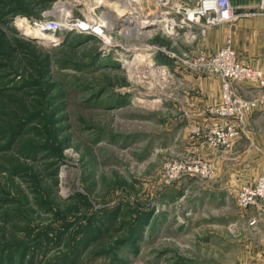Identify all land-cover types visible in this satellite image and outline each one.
I'll return each mask as SVG.
<instances>
[{
    "label": "rangeland",
    "instance_id": "rangeland-1",
    "mask_svg": "<svg viewBox=\"0 0 264 264\" xmlns=\"http://www.w3.org/2000/svg\"><path fill=\"white\" fill-rule=\"evenodd\" d=\"M86 2L0 0V264H264V209L236 201L264 173V141L247 124L231 147L213 146V126L231 121L217 112L221 79L149 49L210 56L197 48L208 30L185 43L118 26L108 45L72 27L44 41L25 31L103 12ZM227 37L233 47L228 31L214 53ZM135 52L164 69L124 66ZM185 95L203 107L188 112ZM253 112L263 118L264 101Z\"/></svg>",
    "mask_w": 264,
    "mask_h": 264
},
{
    "label": "built area",
    "instance_id": "built-area-1",
    "mask_svg": "<svg viewBox=\"0 0 264 264\" xmlns=\"http://www.w3.org/2000/svg\"><path fill=\"white\" fill-rule=\"evenodd\" d=\"M122 1V3L120 2ZM145 0H117L114 13L108 12L102 4L96 3L94 7H102L99 15L95 16L93 11H88L86 18L74 19L66 23L69 26L62 28L61 22H51L49 25H36L46 32L55 33L59 30L73 29L79 33H87L100 38L108 45L110 36L106 35L109 30L119 28V34H138L139 29L143 32H152L160 29L170 34L173 39H180L185 43H191L211 27L223 23H232L239 16L255 15L264 10V0H261L254 10L237 11L230 0H154V7L150 4L144 5ZM153 1V0H151ZM121 3V4H120ZM98 5V6H97ZM93 7V8H94ZM112 8V7H111ZM109 14L116 17L115 25H109ZM35 24H37L35 22ZM85 24L84 26H82ZM119 26V27H118ZM56 28L52 30L51 28ZM125 29V30H124ZM145 29V30H144ZM108 38H107V37ZM150 51L164 52L170 57L176 58L181 63L194 68H206L210 74H215L222 82V103L217 108L220 114L230 115L229 123H217L213 126L207 140L221 147H231L236 137L245 133L247 122L245 115L254 107L264 101V75L258 68L242 62L231 45V37H227L226 44L216 53L205 56L198 55L194 60L183 52L177 56L166 46L150 45ZM243 82H250L258 89V94L252 98L243 97L237 91V86ZM188 170H192L188 167ZM205 177L213 176V169L210 164L199 162L194 168ZM237 204L246 208L249 206H261L264 209V173L254 182L242 185L237 190ZM259 206V207H260Z\"/></svg>",
    "mask_w": 264,
    "mask_h": 264
},
{
    "label": "crops",
    "instance_id": "crops-1",
    "mask_svg": "<svg viewBox=\"0 0 264 264\" xmlns=\"http://www.w3.org/2000/svg\"><path fill=\"white\" fill-rule=\"evenodd\" d=\"M230 1L232 5L236 7L237 11H242L244 7L253 6L259 3L260 0ZM211 29L212 30L208 29L206 37L203 38L202 42L198 43L197 48H199L203 53L205 52L206 54H213L218 49V47L223 44L226 32L230 31L232 34L233 47L237 54L241 56L240 58L245 63H249L253 67L260 68L264 75V13L252 17L238 18L237 21L230 27L219 25L218 27H213ZM199 82V91L201 95L204 94L205 89L203 83H201L202 81ZM254 87L255 86H253V84L250 82H243L238 85L240 93L246 97H250L252 92L257 94L258 90L254 89ZM204 103L205 102L201 96H191V98H188L186 95L184 96V106L188 112L200 110ZM197 113L198 112H196V114ZM195 118L196 120L200 121L202 117L197 116ZM263 118L258 117L255 112L249 113L247 115L246 122L249 125L247 135L251 137L250 139L255 138L256 141H264ZM193 123L192 119L181 121V123H179V135H186V133H188L187 130L189 127H191V125H193ZM251 142L253 143V141ZM254 154H256V152H254ZM259 155L264 157V154ZM246 162H248L247 165L251 164V160L248 158L246 159Z\"/></svg>",
    "mask_w": 264,
    "mask_h": 264
},
{
    "label": "bare ground",
    "instance_id": "bare-ground-1",
    "mask_svg": "<svg viewBox=\"0 0 264 264\" xmlns=\"http://www.w3.org/2000/svg\"><path fill=\"white\" fill-rule=\"evenodd\" d=\"M110 1V2H109ZM127 1V0H125ZM148 3H149V0H147ZM64 2V1H63ZM66 4L69 5L68 8H70L72 5H77V0H65ZM90 3H93L96 4V3H99V4H102L103 7L108 10L109 13L113 14L114 13V7L113 6H116L117 4V0H89ZM89 2H86V4L88 5ZM122 3V1H120ZM110 5L111 3V9L109 8V6L107 5ZM120 3V4H121ZM71 4V6H70ZM90 6V5H88ZM88 8V7H87ZM92 9V8H91ZM64 10V9H63ZM70 10V9H69ZM90 10V9H89ZM102 11V10H100ZM65 13V12H64ZM68 17V15H67ZM109 25L110 26H113L115 25V20H116V17H112L110 14H109ZM69 21H73L72 19L68 20L66 19L65 22H62L64 24H62L63 26H61L62 28L66 27V26H69V24L66 25L67 22ZM85 24H83L82 26H84ZM52 30H55L56 28H51ZM26 33L30 36V37H36L37 39H39L40 41H44V40H49L50 38H52L54 35L53 33H49V32H46L45 30L41 29L40 27L38 26H35V28H28L25 30ZM110 38V37H109ZM130 57V56H129ZM122 64L124 66H129V67H137L139 69L140 65H151L153 66V69H164L162 67H159V66H156V63L153 61V58L151 56V54H145L144 52L143 53H140V52H135V55L133 56V58H125L124 60H122ZM128 67V68H129ZM145 67V66H144ZM136 69V68H135ZM135 72V71H134ZM155 72V71H154ZM142 73V72H141ZM148 73V72H147ZM146 73V74H147ZM139 74V73H138ZM133 75H136L135 73ZM136 77V76H135ZM140 77V76H139ZM142 77V76H141ZM166 81V80H165ZM139 101L141 102H144L146 104H151L150 102H148V100H143V99H140L139 98ZM152 102V101H151ZM143 103V104H144Z\"/></svg>",
    "mask_w": 264,
    "mask_h": 264
}]
</instances>
